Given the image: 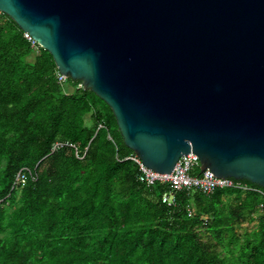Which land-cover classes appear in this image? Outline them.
Here are the masks:
<instances>
[{
  "label": "trees",
  "instance_id": "16d2710c",
  "mask_svg": "<svg viewBox=\"0 0 264 264\" xmlns=\"http://www.w3.org/2000/svg\"><path fill=\"white\" fill-rule=\"evenodd\" d=\"M56 71L0 15V264H264V189L162 204L167 187L120 161L132 152L110 108Z\"/></svg>",
  "mask_w": 264,
  "mask_h": 264
},
{
  "label": "water",
  "instance_id": "95a60500",
  "mask_svg": "<svg viewBox=\"0 0 264 264\" xmlns=\"http://www.w3.org/2000/svg\"><path fill=\"white\" fill-rule=\"evenodd\" d=\"M0 12L111 110L126 148L169 175L264 189V0H0Z\"/></svg>",
  "mask_w": 264,
  "mask_h": 264
},
{
  "label": "built area",
  "instance_id": "2783aa9c",
  "mask_svg": "<svg viewBox=\"0 0 264 264\" xmlns=\"http://www.w3.org/2000/svg\"><path fill=\"white\" fill-rule=\"evenodd\" d=\"M0 15L3 14L0 12ZM22 36L35 52L41 48L30 36H28L27 33L23 32ZM55 77L59 85L66 83L67 78L61 76L58 71H56ZM76 88H82V86L78 84ZM61 147L62 145L55 143L51 147V152H54ZM120 161H129L135 165L137 169L136 180L138 183L143 184L146 187H151L155 184L165 185L167 189L162 193L160 201L167 206H172L174 204L176 193L181 191L188 192L190 190H195L208 195L215 190L222 189H236L240 191L250 190V188L241 181L233 180L231 178H223L221 181V179L211 177L207 169L200 172L198 159L191 153L185 157L179 158L173 170L167 176L154 173L144 167L134 153H131ZM196 171L199 172L197 175L194 174ZM26 179V172L20 170L15 176L13 185L16 187H22L25 184ZM259 193L264 197V193ZM259 208L264 211V206H260Z\"/></svg>",
  "mask_w": 264,
  "mask_h": 264
},
{
  "label": "rangeland",
  "instance_id": "374dc122",
  "mask_svg": "<svg viewBox=\"0 0 264 264\" xmlns=\"http://www.w3.org/2000/svg\"><path fill=\"white\" fill-rule=\"evenodd\" d=\"M64 88L66 91H70V89H71V87L69 86V84L67 82L64 84Z\"/></svg>",
  "mask_w": 264,
  "mask_h": 264
},
{
  "label": "crops",
  "instance_id": "0c3cea01",
  "mask_svg": "<svg viewBox=\"0 0 264 264\" xmlns=\"http://www.w3.org/2000/svg\"><path fill=\"white\" fill-rule=\"evenodd\" d=\"M71 90V89H70Z\"/></svg>",
  "mask_w": 264,
  "mask_h": 264
}]
</instances>
